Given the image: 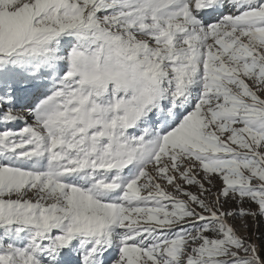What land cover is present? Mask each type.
Listing matches in <instances>:
<instances>
[{
  "label": "snow or ice",
  "instance_id": "6c2138e0",
  "mask_svg": "<svg viewBox=\"0 0 264 264\" xmlns=\"http://www.w3.org/2000/svg\"><path fill=\"white\" fill-rule=\"evenodd\" d=\"M261 224L264 0H0V264H264Z\"/></svg>",
  "mask_w": 264,
  "mask_h": 264
},
{
  "label": "rangeland",
  "instance_id": "374dc122",
  "mask_svg": "<svg viewBox=\"0 0 264 264\" xmlns=\"http://www.w3.org/2000/svg\"><path fill=\"white\" fill-rule=\"evenodd\" d=\"M249 223H251V219L249 218ZM237 226L239 227V224H237ZM259 232H264V224H261L260 228L258 229V231L255 234L250 233L247 230L241 229V233L243 235H252V239H256L257 235L259 234Z\"/></svg>",
  "mask_w": 264,
  "mask_h": 264
}]
</instances>
